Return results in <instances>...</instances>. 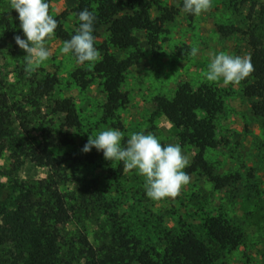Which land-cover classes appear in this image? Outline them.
Listing matches in <instances>:
<instances>
[{"label": "trees", "instance_id": "1", "mask_svg": "<svg viewBox=\"0 0 264 264\" xmlns=\"http://www.w3.org/2000/svg\"><path fill=\"white\" fill-rule=\"evenodd\" d=\"M251 1L227 0L235 8ZM155 6L157 0H92L91 5L82 4L74 10L77 18L84 9L96 16L93 35L99 51H107L109 45L131 49L129 57H110L91 72L92 78L101 81L107 117L128 103L122 91L126 73L141 59L133 32L146 31L150 45L156 48L161 23L172 19L169 11L161 18H153L151 11ZM255 9L252 3L251 16ZM260 14L264 17V8ZM57 21L56 37L69 40L76 32H69ZM102 27L107 30L108 40L99 44ZM249 42L254 71L241 84L244 95L252 100L253 115L264 121V46L255 35L250 36ZM87 74L79 70L74 78L84 82ZM57 84L56 77L38 82L24 100H15L8 91H0V162L9 154L12 172L26 160L54 170L32 185L15 178H10L8 184L0 182V264H217L225 253L246 244L247 234L242 226L223 209L217 213L204 211L197 222L168 223L154 214L156 203L145 205L143 196H133L139 194L138 188L130 191L126 187L122 180L123 162L113 171L112 180L68 185L71 174L92 164L96 157L94 147L87 153L82 151L83 147H65L73 143L68 131L83 128L74 101L58 99L46 107L51 114L64 116L66 131L58 135H45L38 130L40 137H31L20 116L25 114L26 105L37 106L38 101L50 98ZM155 102L158 113L176 121L181 144L194 148L202 159L216 142L214 120L224 105L221 91L209 85L197 90L182 88L172 98L158 96ZM65 148L72 151L60 153ZM206 170L209 181L219 188L240 180L239 174L219 176ZM256 194L262 197L259 189ZM84 217H94L100 223L94 232L96 241H92L86 228L68 229Z\"/></svg>", "mask_w": 264, "mask_h": 264}, {"label": "rangeland", "instance_id": "2", "mask_svg": "<svg viewBox=\"0 0 264 264\" xmlns=\"http://www.w3.org/2000/svg\"><path fill=\"white\" fill-rule=\"evenodd\" d=\"M251 2L256 6L252 16V3L235 8L227 0H212L211 10L196 16L182 11V0H157V6L151 11L152 17L161 18L165 11H169L172 19L161 23L156 48L150 45L146 31L133 32L139 43L141 59L126 73L122 91L128 103L112 117H107L106 96L101 81L92 78L91 72L110 57H129L131 49H117L109 45L107 51H100V60L79 64L71 52L62 53L64 41L54 34L45 41L51 56L29 75L24 70L23 57L27 53L19 48L14 39L17 35L26 39L20 28L18 13L11 9L10 0H0V91H8L15 100H24L36 83L51 77L58 79L50 98L38 101L37 106L26 105L25 114H20L30 129L31 137H40L38 130L44 131L45 135L65 132L64 116L53 115L46 107L58 99L71 98L76 104L83 128L68 131L73 143L65 147H83L89 136L95 138L99 132L109 128L124 133L122 144L136 132L152 133L162 145L179 144L190 161L184 171L191 177L179 196L175 199L151 200L146 195L145 178L136 170L125 172L122 180L126 187L130 191L138 188L139 194L133 193V196H143L145 205L156 203L154 214L165 218L168 223H174L173 220L197 222L204 211H227L240 223L247 240L238 250L225 253L217 264H264V121L253 115L252 100L244 95L241 83L225 86L222 79L208 82L202 75L208 69L212 53L250 55L252 60L251 35L259 37L264 46V17L260 14L264 0ZM82 4L91 5L92 0H51L49 14L59 19L69 32H76L79 25L74 10ZM107 40V30L102 27L99 44ZM192 47L199 49L196 56L190 55ZM79 70L88 73L83 78L84 82L80 83L74 78ZM206 85L221 91L224 105L214 120L216 142L201 159L194 148L181 144L176 121L158 113L155 100L158 96L172 98L182 88L197 90ZM68 151H72L71 148L62 149L60 153ZM94 152L95 161L72 173L68 185L78 181L96 180L102 183L113 179V171L121 162L106 160L103 152L95 148ZM10 162L9 154H5L0 162V182L5 184L9 183L10 178H15L23 184L32 185L54 172L30 160L12 172ZM206 169L219 176L239 174L240 180L219 188L209 181ZM254 185L262 192L261 198L256 194L258 189ZM99 224L94 217H84L68 229L75 231L86 228L92 241H96L94 232Z\"/></svg>", "mask_w": 264, "mask_h": 264}, {"label": "clouds", "instance_id": "3", "mask_svg": "<svg viewBox=\"0 0 264 264\" xmlns=\"http://www.w3.org/2000/svg\"><path fill=\"white\" fill-rule=\"evenodd\" d=\"M10 7L18 13L20 28L26 39L15 36V42L23 49L25 55L24 70L31 75L51 56L45 46L46 39H51L58 27V21L49 14L47 0H10ZM212 0H183L182 11L196 16L210 11ZM79 26L76 33L63 42L61 51L72 53L77 63L96 62L100 60V51L94 46V23L96 16L88 9L78 14ZM199 49L192 47L191 56H196ZM207 71L202 75L208 82L223 80L225 86H237L254 71L250 55H231L225 52L212 53ZM124 133L119 129L109 128L93 138L88 137L82 151L90 152L94 147L102 151L104 158L123 162V171L136 170L145 178L146 195L153 201L165 198L175 199L180 195L191 177L184 171L190 161L182 153L179 144L162 145L152 133L136 132L122 144Z\"/></svg>", "mask_w": 264, "mask_h": 264}]
</instances>
